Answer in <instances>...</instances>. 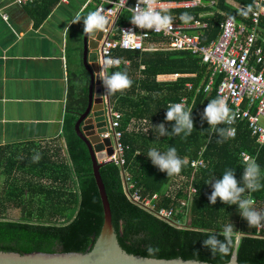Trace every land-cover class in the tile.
I'll use <instances>...</instances> for the list:
<instances>
[{
	"label": "trees",
	"instance_id": "16d2710c",
	"mask_svg": "<svg viewBox=\"0 0 264 264\" xmlns=\"http://www.w3.org/2000/svg\"><path fill=\"white\" fill-rule=\"evenodd\" d=\"M206 2L210 0H204ZM234 2V3H233ZM214 14L202 17L208 21L204 42L219 37L220 24L226 15L237 21L245 19L241 9H251L254 0H216ZM203 8L184 10L198 17ZM131 13L125 11L120 23L130 20ZM182 21V20H181ZM264 31V16L261 19ZM158 48L141 52L122 50L117 52L120 64L111 69L126 71L132 85L122 91L110 94L111 104L122 112L121 129L123 142L128 147L124 169L132 175L135 184L131 192L138 191L142 197H159L154 200L156 209H180L174 215L172 224L159 218L152 211L134 202L126 192L123 167L109 162L101 167L107 194L110 200L113 223L121 246L129 253L155 258L196 259L213 263L229 262L236 241L241 237L238 247L240 263L264 264V225L248 226L247 221L238 213L237 205H226L217 198L210 204L207 197L211 193L213 178L221 176L225 169L235 170L240 181L243 173L242 153L255 157L261 169L260 183L264 185V145L252 136L246 121L238 123L235 137L221 138L217 131L206 121H201L205 105L218 97L217 88L222 80H215L212 90H202L192 107L194 128L190 135L159 137L154 126L164 121L169 103H177L185 94L190 97L195 89L186 90V83L194 87L201 83L203 88L209 82V71L200 58L189 51H163V41L154 36L148 42ZM119 53V54H118ZM197 73V76H182L174 81L157 80L159 74ZM69 101L64 121L62 138L64 142H45L42 145L0 146V179L5 177L0 192V250L20 253L42 252H85L95 242L104 222L103 204L93 173V163L89 148L80 138L75 123L83 113L89 100V73L84 67L72 71ZM136 120L137 123H133ZM174 121L165 122L171 131ZM217 128H229L221 123ZM174 146L177 155L186 161L180 173L167 176L153 166L146 156L149 148L166 151ZM206 165L194 175L190 223L186 220V207L181 200L188 198V184L194 173L190 161L200 156ZM39 153L41 158L34 162L32 157ZM175 187L170 191V182ZM214 182V181H213ZM167 191H165V189ZM257 209H264V187L253 193H245ZM19 210L18 217L11 216V210ZM189 218V219H190ZM179 222V223H178ZM234 224L236 237L231 252L221 258L213 256L203 246V239L212 231H217L226 223ZM223 239V237H219ZM159 248L149 255L146 249ZM198 252V256L195 253Z\"/></svg>",
	"mask_w": 264,
	"mask_h": 264
},
{
	"label": "built area",
	"instance_id": "2783aa9c",
	"mask_svg": "<svg viewBox=\"0 0 264 264\" xmlns=\"http://www.w3.org/2000/svg\"><path fill=\"white\" fill-rule=\"evenodd\" d=\"M33 1L35 0H16L19 4H27ZM87 2H95L96 10H100L107 20H110V24L103 28L104 36L99 47L100 70L103 68V62L106 58L110 57L120 61L116 55L119 50L144 52L158 49L148 43L154 36H157L163 41L160 49L189 51L198 56L200 62L208 67L210 76L206 86L203 88L201 83L195 88L192 82H187L186 90L195 89V92L191 97L189 94L183 95L177 103L183 102L185 107L191 110L198 94L202 90L211 91L215 80L221 75L222 80L217 88V93L225 98L228 107L237 114L235 122L231 125L227 124L229 128L234 129V135L231 137L237 135L238 123L246 121L252 136L256 137L261 145H264V31L261 29L264 0H254V5L244 20L237 21L233 16L226 15L220 24L221 33L219 37L209 42L203 40L209 23L202 17L210 16L215 11H219L216 0L208 2L204 0H150L157 9H168L169 14L173 17L172 28L160 32L138 28L132 25L130 20L125 23L119 22L125 11L130 12L129 7L135 6L136 0H127L126 4L125 0H87ZM195 8L205 10H202L198 17L192 16L193 19L188 23L180 20L182 11ZM178 9L182 11L177 12ZM121 120L122 112L110 109L109 129L103 136L112 138L114 153L110 160L123 167L126 162L125 155L128 147L122 140ZM245 156L255 159L251 154L243 152L242 157ZM190 162L194 168L192 174L194 179L195 172L206 165L203 151L200 152L198 158ZM123 179L126 192L134 202L152 211L159 218L177 225L173 218L180 209L173 207L156 209L154 200L159 197L157 193L150 198L142 197L138 191L131 192L135 184L132 181V175L124 167ZM183 179L178 178L174 182H170L169 190L171 191L175 187V181L179 183ZM193 179L188 188V198L181 200V205L187 210L185 222L190 218L192 198L196 193ZM258 227L261 228L262 226Z\"/></svg>",
	"mask_w": 264,
	"mask_h": 264
},
{
	"label": "crops",
	"instance_id": "0c3cea01",
	"mask_svg": "<svg viewBox=\"0 0 264 264\" xmlns=\"http://www.w3.org/2000/svg\"><path fill=\"white\" fill-rule=\"evenodd\" d=\"M95 10V2L87 0H35L27 4L0 0V146L64 142L71 73L83 67L87 70V33L82 20H72ZM182 76L195 77L197 73L159 74L157 80L174 81ZM90 80L89 73V87ZM110 109L118 110L109 94V115Z\"/></svg>",
	"mask_w": 264,
	"mask_h": 264
},
{
	"label": "clouds",
	"instance_id": "9594fccd",
	"mask_svg": "<svg viewBox=\"0 0 264 264\" xmlns=\"http://www.w3.org/2000/svg\"><path fill=\"white\" fill-rule=\"evenodd\" d=\"M127 0H125L126 4ZM131 12L130 22L141 29H149L156 32L168 30L172 28L173 17L169 14L168 9H157L153 6L150 0H136L133 7H129ZM249 9H241V14L248 15ZM193 17L188 12L180 14V20L188 23ZM83 21L84 33L95 35L98 30L105 27L107 18L100 10L90 11L85 16H75L72 23ZM118 59L106 58L103 62V68L100 70L103 74L100 77L105 92L112 94L118 91L129 88L132 81L126 71H114L110 74L107 70L118 65ZM237 114L232 111L224 97L218 96L208 101L205 105L201 115V121H206L207 124L218 132L221 138H228L234 135V129L231 128H217L216 126L224 124H233ZM165 122L174 121L175 123L169 131L165 127V122L154 126L158 129L159 137L162 136H178L183 133L185 136L191 134L194 128V121L192 110L187 109L183 102L169 103L166 108ZM153 166L160 171L166 172L167 176L180 173L182 166L186 163L184 159L177 155V149L170 146L166 151H160L155 147L149 148L146 155ZM41 156L37 152L33 157L34 162H38ZM261 169L254 158L245 156L243 158V173L240 181L235 176V170L225 169L219 178L215 177L207 184H211L212 191L207 199L210 204H215L217 198L226 205H237L238 213L243 217L248 226H262L264 225V209L257 210L253 204V200L244 194L253 193L260 190L264 185L260 183ZM214 181V182H213ZM234 224L232 222L226 223L217 231L209 232L205 239H203V246L209 249L213 256L219 255L221 258L227 256L232 248L233 240L236 237L234 231ZM223 237V239L219 238ZM149 255L159 251V248L149 246L146 249ZM198 256V252L195 253ZM193 264H198L193 261Z\"/></svg>",
	"mask_w": 264,
	"mask_h": 264
},
{
	"label": "water",
	"instance_id": "95a60500",
	"mask_svg": "<svg viewBox=\"0 0 264 264\" xmlns=\"http://www.w3.org/2000/svg\"><path fill=\"white\" fill-rule=\"evenodd\" d=\"M110 24V20L105 26ZM84 46V62L90 73L89 101L86 110L80 114L75 128L77 134L87 144L92 163L93 173L97 182L104 210V222L94 244L85 252H16L0 250V264H251L240 263L238 247L241 237L237 238L232 257L226 263H213L196 259L155 258L129 253L120 244L113 223V214L106 186L101 174V167L111 162L114 153L111 137H105L109 129V93L104 91L100 80L101 72L98 60L99 43L104 30L95 35L86 34ZM85 36V38H86Z\"/></svg>",
	"mask_w": 264,
	"mask_h": 264
},
{
	"label": "rangeland",
	"instance_id": "374dc122",
	"mask_svg": "<svg viewBox=\"0 0 264 264\" xmlns=\"http://www.w3.org/2000/svg\"><path fill=\"white\" fill-rule=\"evenodd\" d=\"M263 124H264V120H263ZM4 179H5L4 176H2L1 179H0V192H1V189H2V187H3V185H4ZM192 179H193V176H191V179H189L190 181H189V184H188V186H187L188 188H189V186H190V184H191V180H192ZM11 216H12V217H18V216H19V210L12 209V210H11ZM190 220H191V218L188 219V221L184 222V224H189V223H190Z\"/></svg>",
	"mask_w": 264,
	"mask_h": 264
}]
</instances>
